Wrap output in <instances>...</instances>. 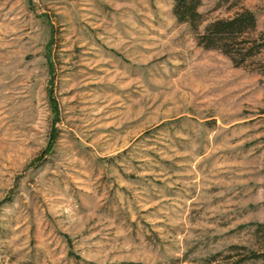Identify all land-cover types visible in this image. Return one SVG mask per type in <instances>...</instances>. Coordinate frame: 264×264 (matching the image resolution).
Returning <instances> with one entry per match:
<instances>
[{
  "label": "rangeland",
  "instance_id": "obj_1",
  "mask_svg": "<svg viewBox=\"0 0 264 264\" xmlns=\"http://www.w3.org/2000/svg\"><path fill=\"white\" fill-rule=\"evenodd\" d=\"M173 8L0 0V264H264V50Z\"/></svg>",
  "mask_w": 264,
  "mask_h": 264
},
{
  "label": "trees",
  "instance_id": "obj_2",
  "mask_svg": "<svg viewBox=\"0 0 264 264\" xmlns=\"http://www.w3.org/2000/svg\"><path fill=\"white\" fill-rule=\"evenodd\" d=\"M203 0H174V14L179 21L188 22L196 31L197 41L209 49H219L235 65H244L249 58L264 50V31L259 30L256 14L246 6L245 0H219L228 16L205 21L199 8Z\"/></svg>",
  "mask_w": 264,
  "mask_h": 264
}]
</instances>
